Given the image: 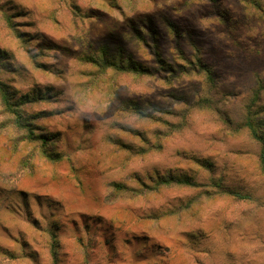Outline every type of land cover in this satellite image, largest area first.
Instances as JSON below:
<instances>
[{
  "label": "rangeland",
  "instance_id": "rangeland-1",
  "mask_svg": "<svg viewBox=\"0 0 264 264\" xmlns=\"http://www.w3.org/2000/svg\"><path fill=\"white\" fill-rule=\"evenodd\" d=\"M264 0H0V264H264Z\"/></svg>",
  "mask_w": 264,
  "mask_h": 264
},
{
  "label": "trees",
  "instance_id": "trees-1",
  "mask_svg": "<svg viewBox=\"0 0 264 264\" xmlns=\"http://www.w3.org/2000/svg\"><path fill=\"white\" fill-rule=\"evenodd\" d=\"M247 126H248V129L251 131L252 136H253L254 138L258 139V141H261V144H262V147H263V151L261 152V156H260V158H261V165H262V168H263V170H264V141H262V140L260 139V137H258L256 131L252 128V124H251V123H248Z\"/></svg>",
  "mask_w": 264,
  "mask_h": 264
}]
</instances>
